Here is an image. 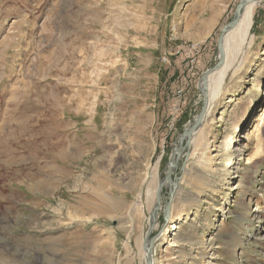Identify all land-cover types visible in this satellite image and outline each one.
Listing matches in <instances>:
<instances>
[{"label": "rangeland", "instance_id": "rangeland-1", "mask_svg": "<svg viewBox=\"0 0 264 264\" xmlns=\"http://www.w3.org/2000/svg\"><path fill=\"white\" fill-rule=\"evenodd\" d=\"M241 1L227 0L207 41L179 16L156 58L142 61L140 46L119 52L105 0H0V264H146L138 242L158 186L202 110L200 79L218 63L219 36ZM90 7L109 37L81 63L75 34L86 48ZM253 36L184 170L188 149L172 173L168 222V183L161 191L155 264H264V1ZM191 43L199 52L180 58L178 75L172 59Z\"/></svg>", "mask_w": 264, "mask_h": 264}, {"label": "crops", "instance_id": "crops-1", "mask_svg": "<svg viewBox=\"0 0 264 264\" xmlns=\"http://www.w3.org/2000/svg\"><path fill=\"white\" fill-rule=\"evenodd\" d=\"M101 1L103 2L104 0ZM105 1L107 2V6H102L106 17L105 22L107 25L110 24L107 27L116 39L119 52L121 53L123 50H126L127 46L136 48L140 46L143 51L137 54L142 56V61H147L149 55L156 58L158 55L156 52L166 41V37L163 38L165 25L169 23L168 29L170 32L172 29L177 30L178 27H181L180 23L179 25L176 23V18L179 16L190 15V21H188L190 25L186 24V28L199 30L201 33L200 37L202 39L205 38L207 41L211 37L212 31L222 23L227 11L226 8L228 7L227 0ZM90 8L94 13L93 7ZM198 14L200 15L199 19L195 18ZM93 15L91 14V17L89 16V18H85L82 21V28L88 30V35L85 37L86 48H83V35L80 38L79 33L76 32L75 34L74 52L76 55H82L81 63L83 57L97 56L99 54V44H102L104 47L107 45L105 44L104 37L107 39L109 36L105 35L104 32L100 33L98 18H96L95 13ZM76 22L79 23V20H76ZM131 33H137V35L141 33L144 37L139 41L140 38L137 36L136 39V36ZM178 41H182V38L179 37ZM186 41L195 42L196 40L187 38ZM178 57L175 56L172 61L174 67L178 68L179 75L183 66L182 59H180L182 56ZM76 60L79 61L77 58Z\"/></svg>", "mask_w": 264, "mask_h": 264}, {"label": "bare ground", "instance_id": "bare-ground-1", "mask_svg": "<svg viewBox=\"0 0 264 264\" xmlns=\"http://www.w3.org/2000/svg\"><path fill=\"white\" fill-rule=\"evenodd\" d=\"M243 1V0H242ZM264 1V0H246V3L241 11L239 22L236 25V27L231 30L224 38V43H223V57H224V64L221 68L213 71L210 73V75L207 78L206 83L201 81L199 83V90L201 91V96L206 99H208V108L205 113V116L203 118V122L201 126H199L198 129H196L192 134L190 135L193 126L197 122L198 116L194 119V121L190 122L185 129V132L183 136L181 137V142L179 146L175 149L173 157H171L170 164L168 166V172H171L170 177L162 180L158 186L157 189V201L161 197V191L163 190L164 186L167 184V188L169 190H172L174 188V181L172 179V173L174 170L177 168L178 162H180V159H182L183 152L186 149L185 145L190 141V146L192 144L196 143L198 134L201 131V127L204 123V120L207 116V114L210 112L212 108H214L218 102L220 101L224 89V85L226 83L227 77L229 73L234 69V67L237 64L238 58L240 56V53L244 51V49L248 48L251 46L252 38L253 36V28H254V23H255V15L256 11L258 9L259 4ZM189 48H198L197 45L191 43L188 45ZM177 47V46H176ZM200 47V46H199ZM202 48V47H201ZM186 47L183 48L184 51H186ZM176 54H183L181 47L177 48ZM241 57V56H240ZM221 56L219 55V60ZM167 62V61H165ZM219 62V61H218ZM205 63V62H204ZM237 67V66H236ZM233 73V72H232ZM195 97V96H194ZM202 99V98H201ZM248 118V115L244 117V120ZM239 130V127L237 128ZM176 166V167H175ZM167 172V174H168ZM149 189L148 191H150ZM152 192L150 191V194ZM155 196H156V190H155ZM161 199V198H160ZM157 210L158 207L153 209L151 216H150V227L152 231L157 228V223L156 221L154 222L156 216H157ZM172 217V216H171ZM44 228V227H43ZM173 230H176V226H174ZM141 239V238H140ZM138 242V241H137ZM151 242V237L146 236L138 242L140 244L141 250H142V243H143V250H144V255H145V260L147 263V248L150 246ZM155 244V242H154ZM152 258H153V264H155V259H154V247L152 249Z\"/></svg>", "mask_w": 264, "mask_h": 264}, {"label": "water", "instance_id": "water-1", "mask_svg": "<svg viewBox=\"0 0 264 264\" xmlns=\"http://www.w3.org/2000/svg\"><path fill=\"white\" fill-rule=\"evenodd\" d=\"M245 3H246V0H243V1H241L238 4V6L236 7V10H235L234 18L222 29L221 34H220L219 39H218V49H219V55L221 56V58H220L219 62L213 68L207 70V72H205L203 74L202 78L200 79V82L203 81L204 83H206L207 78L210 75V73L213 72V71H215V70H217V69H219V68H221L223 66V64H224V57H223V43H224V38L238 24L239 18H240V14H241V11H242ZM205 98L206 99H204L202 110L199 113L197 122L193 126V129H192L190 135L192 134V132H194L196 129H198L199 126H201V124L203 122V118H204L205 113H206L207 108H208V99H207V97H205ZM189 149H190V141L188 140V142L186 143V150H187L186 155H185L186 158L183 161L180 170H184V168L186 166V162H187L188 157L190 155V150ZM170 174H171V172H168V174L166 175L167 176L166 178H169L170 177ZM178 179L179 178L177 176H175L174 188L172 190H170V198H169V201L165 205L164 218H165V221L166 222H168L169 219H170V217H171V211H172V205H173L174 195L176 194L177 187H178ZM158 200L159 201H157V207L160 210L162 202H161V199L160 198ZM151 234H152V229L150 228L149 231H148V233H147V237L148 236H151ZM156 239H157L156 237H153V238L151 237L150 246L147 248V255L148 256H147V263L146 264H153L152 249L154 247V242L157 241Z\"/></svg>", "mask_w": 264, "mask_h": 264}, {"label": "built area", "instance_id": "built-area-1", "mask_svg": "<svg viewBox=\"0 0 264 264\" xmlns=\"http://www.w3.org/2000/svg\"><path fill=\"white\" fill-rule=\"evenodd\" d=\"M173 33L174 32H171V34H173ZM170 42H171V40H170ZM198 52H199L198 48H189V49H186V51H184L183 54H176V53L175 54L179 55V56H183L188 61H191V60H194V58H195V56L197 55ZM170 57H171V53L166 52L165 53V57L163 59H164V61L169 62L170 61L169 60ZM176 94H177V103L174 105V108H173L174 112L172 114H173L174 118L171 121L172 123L175 121L176 116L180 114L179 111H180L181 107L185 104L184 103V98H183V89L181 88L180 90H178ZM182 98H183V104H180V100Z\"/></svg>", "mask_w": 264, "mask_h": 264}]
</instances>
